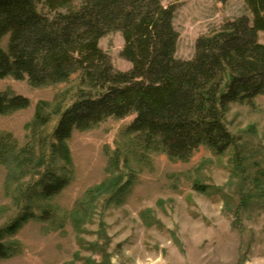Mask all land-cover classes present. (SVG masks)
<instances>
[{
  "label": "rangeland",
  "instance_id": "374dc122",
  "mask_svg": "<svg viewBox=\"0 0 264 264\" xmlns=\"http://www.w3.org/2000/svg\"><path fill=\"white\" fill-rule=\"evenodd\" d=\"M50 2L59 6L61 1L37 0L39 11L49 18L83 4L72 0L54 11ZM162 4L176 9L173 23L180 36L176 57L184 61L194 59L199 38L228 21L252 19L246 0H162ZM259 40L264 44V33ZM8 44L5 38L2 47L7 49ZM100 48L115 69L133 68L124 58L121 33L104 37ZM79 86L78 75L67 83L40 88L28 81L0 80V93L31 101L26 110L0 116V133L12 134L20 148L30 145L39 156L44 150L49 154L60 119L55 111L59 106L66 110L77 100ZM40 102L52 105L46 110L51 120L40 130H28ZM135 118H109L89 131H75L68 142L71 182L52 200L29 197L45 169L40 175L9 182V169L0 165V233L26 211L40 216L41 208H47L58 214L53 224L32 218L5 236L3 242L16 253L0 264H264V96L254 106L231 105L225 124L237 142L225 155L201 147L188 162L144 151L137 136L127 132ZM115 152L121 156L126 180H131L129 191L121 204L110 202L108 194L99 197L92 217L76 230L71 219L62 218L89 189L111 176L107 168ZM256 178H261L260 186Z\"/></svg>",
  "mask_w": 264,
  "mask_h": 264
},
{
  "label": "trees",
  "instance_id": "16d2710c",
  "mask_svg": "<svg viewBox=\"0 0 264 264\" xmlns=\"http://www.w3.org/2000/svg\"><path fill=\"white\" fill-rule=\"evenodd\" d=\"M60 1L59 6L50 2V8L57 11L72 0ZM37 4L0 0V80L28 81L36 88L64 84L75 75L80 82L77 100L66 110L59 106L55 111L60 119L49 154L44 150L39 156L30 145L20 148L12 134L0 133V165L9 169V182L45 169L29 193L40 202L54 199L71 182L68 142L75 131H89L109 118L135 116L127 132L137 136L144 151L181 162L190 161L201 147L222 156L237 142L225 124L231 105L254 106L264 96V44L259 40L264 33V0H246L252 19L228 21L199 38L191 61L176 57L180 37L173 23L176 9L165 7L162 0H83L80 8L57 12L54 18L42 14ZM113 32L125 40L123 54L133 65L130 71L115 69L100 48L101 40ZM5 38L7 49L2 47ZM30 106L26 97L0 93V116ZM51 107L40 102L27 129L46 126L51 120L46 110ZM120 159L115 152L107 168L111 176L89 189L62 218L71 219L76 230L92 217L99 197L108 194L110 202L124 201L131 180H126ZM254 182L260 186L261 178ZM41 211L40 216L26 211L0 233V260L15 255L14 247L3 240L25 222L57 221L53 209Z\"/></svg>",
  "mask_w": 264,
  "mask_h": 264
}]
</instances>
